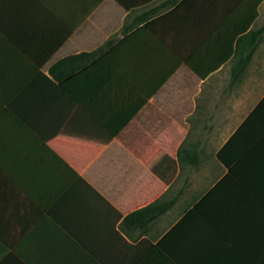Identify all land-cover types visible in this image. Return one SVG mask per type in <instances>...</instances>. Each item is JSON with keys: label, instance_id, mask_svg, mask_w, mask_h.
Here are the masks:
<instances>
[{"label": "crops", "instance_id": "1", "mask_svg": "<svg viewBox=\"0 0 264 264\" xmlns=\"http://www.w3.org/2000/svg\"><path fill=\"white\" fill-rule=\"evenodd\" d=\"M125 4L75 1L81 105L47 71L8 103L44 145H0V264H264V0Z\"/></svg>", "mask_w": 264, "mask_h": 264}, {"label": "trees", "instance_id": "2", "mask_svg": "<svg viewBox=\"0 0 264 264\" xmlns=\"http://www.w3.org/2000/svg\"><path fill=\"white\" fill-rule=\"evenodd\" d=\"M77 0H0V65L7 70L13 80L12 85L0 84V145L34 143L44 145L19 117L13 114L8 103L41 71H47L60 89L72 100L81 105L71 85L73 74L87 60L83 54H70L65 57L60 48L75 30L74 4ZM101 2L102 0H86ZM122 9L131 6L125 0H112ZM148 1V0H143ZM262 0H254L249 16L252 21L257 16L256 8ZM264 27L253 32L260 37ZM250 55L243 56V72L250 62ZM9 149H0V159H9ZM155 204L133 213L124 219V225L142 213L152 211L150 219L163 213L170 203ZM163 244V243H162ZM158 245L159 247L163 246ZM157 247L147 252L137 264L155 254Z\"/></svg>", "mask_w": 264, "mask_h": 264}, {"label": "rangeland", "instance_id": "3", "mask_svg": "<svg viewBox=\"0 0 264 264\" xmlns=\"http://www.w3.org/2000/svg\"><path fill=\"white\" fill-rule=\"evenodd\" d=\"M262 14L264 15V9L262 10Z\"/></svg>", "mask_w": 264, "mask_h": 264}]
</instances>
